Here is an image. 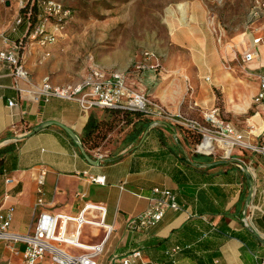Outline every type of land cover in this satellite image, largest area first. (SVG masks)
Returning a JSON list of instances; mask_svg holds the SVG:
<instances>
[{
  "label": "crops",
  "instance_id": "crops-1",
  "mask_svg": "<svg viewBox=\"0 0 264 264\" xmlns=\"http://www.w3.org/2000/svg\"><path fill=\"white\" fill-rule=\"evenodd\" d=\"M26 1L3 0L0 51L9 47L4 36L16 40L25 29L24 23L15 32L11 27ZM8 11L15 13L12 20L13 13L6 16ZM261 16L262 9L259 15L251 14L253 20ZM185 20L172 27V43L185 48L187 54L166 68L159 59L157 67L143 70L137 88L130 82L133 71H128L126 83L171 113L192 118L217 108L221 119L230 122L248 142L257 144L264 136V102L254 99L264 79V23L247 36V41L242 33L222 42L214 33V22L201 7L187 6ZM256 38L261 40L256 43ZM248 51L253 52V59L245 62L242 56ZM42 53L35 44L23 50L26 78L11 75L7 65L0 68V148L8 147L2 154L0 197L4 190L9 191L3 205L14 208L12 231L30 232L41 211L74 216L86 202H92L105 206L104 222L111 226L97 256L98 264H114L135 250L141 253L138 263L256 264L264 259V163L260 154L239 150L234 158L224 160L197 153L187 143L181 125L144 116L148 124L135 142L128 141L132 123L128 124L131 128L120 150L103 153L83 143L99 162L90 164L59 126L49 124L29 133L43 122L57 121L82 141L90 115L97 120L105 116L101 108L83 110L74 99L34 100L46 77L53 85L68 84L53 74L57 67L49 59L51 54L45 57ZM238 53L242 67L230 64ZM9 100L14 104L9 105ZM234 160H241L250 176ZM216 161L219 163L210 164ZM41 175L43 182L39 184ZM6 177L13 182L6 184ZM94 177H103V182L93 181ZM154 188L173 191L179 209L166 208L152 226H129L127 218L146 211L157 197ZM39 190L42 204L36 202ZM73 228L70 223L68 229ZM105 234L103 227L86 224L79 238L91 245L101 242ZM0 246V264H22L21 245L16 244L15 251L3 241ZM65 249L73 254L84 251ZM47 262L45 256L42 264Z\"/></svg>",
  "mask_w": 264,
  "mask_h": 264
},
{
  "label": "built area",
  "instance_id": "built-area-1",
  "mask_svg": "<svg viewBox=\"0 0 264 264\" xmlns=\"http://www.w3.org/2000/svg\"><path fill=\"white\" fill-rule=\"evenodd\" d=\"M27 5L30 8L25 18L18 15L11 27V30L15 32L25 20V29L16 40L4 36V42L9 43V47L0 51V68L7 65L11 75L22 78H26L28 75L22 57L23 50L27 46L35 44L43 50V56H50L51 46L63 36L66 24L72 16L71 9L60 0H27L21 3L20 8ZM262 7H264V3L262 6H255L251 11L252 16L259 15ZM32 10H34L33 17ZM260 40V38H256L254 42L257 43ZM242 59L245 62H250L253 59V52H245ZM158 65L159 56L151 50H145L141 54V59L133 63L132 67L135 71H143ZM51 97L74 99L83 110L117 108L139 111L143 116L155 120L175 122L182 128L200 135V141L193 148L197 153L229 160L234 158V149L237 148L260 154L262 163H264V136L257 144H251L242 134L234 130L230 122L218 116L217 108L204 112L201 120L185 116L180 112L171 113L157 100L131 88L126 83L125 71L104 70L95 66L80 80L64 85H53L46 77L34 93L33 98L36 101H48ZM254 99L256 102H264V79L261 80L259 92ZM13 104V100H9V105ZM238 161L241 162V160ZM92 180L103 182V177H94ZM12 182L11 177L5 178L6 184ZM42 182L41 175L38 183L42 184ZM153 191L157 197L153 199L146 211L127 218L129 226H152L163 217L166 208L179 209L173 191L165 188H154ZM39 193L36 202L42 204L41 190ZM8 197L9 191L4 190L0 197V241L5 242L11 251H15L16 244L23 247L22 264H42L45 256H48L46 264H98L97 256L103 251L105 240L111 231V226L104 222L105 206L86 202L74 216L60 212L41 211L30 232L18 233L11 230L13 206L3 205L4 200ZM92 212H97V215H91ZM70 223L74 224L73 230L68 229ZM86 224L103 227L106 230L104 239L97 244L82 243L79 238L80 229ZM65 247L84 251L73 254L68 252ZM140 255V251L135 250L114 264H158L156 262L138 263L137 259L140 258ZM256 264H264V259Z\"/></svg>",
  "mask_w": 264,
  "mask_h": 264
},
{
  "label": "rangeland",
  "instance_id": "rangeland-1",
  "mask_svg": "<svg viewBox=\"0 0 264 264\" xmlns=\"http://www.w3.org/2000/svg\"><path fill=\"white\" fill-rule=\"evenodd\" d=\"M60 1L71 9L72 16L63 36L52 46L49 59L57 67L53 74L64 78L67 83L79 80L92 67L98 66L104 70L125 71L126 75L128 71H133L130 82L137 88L142 81L143 71L133 70L132 64L141 59L143 51L155 52L165 68L169 62L186 55L185 48L172 43V27L186 23L185 12L183 15L180 9L182 5L185 8L201 7L208 19L214 22V33L217 37H222V42L242 33H245L247 41V36L264 23V16L256 20L251 17L253 8L262 6L264 0ZM2 3L3 0H0V6H3ZM10 15L12 17L9 20H12L15 13L8 11L6 16ZM244 50L242 48V53ZM232 63L239 67L244 65L239 53L237 59L230 62L231 65ZM187 87L194 88L188 84ZM202 115L203 113L192 118L201 120ZM125 119L127 118L123 119L121 116L111 118L102 115L104 136L94 148L103 153L120 150L124 145L123 139L131 128ZM187 143L192 149L195 147L188 139ZM238 151L235 148L234 154Z\"/></svg>",
  "mask_w": 264,
  "mask_h": 264
},
{
  "label": "trees",
  "instance_id": "trees-1",
  "mask_svg": "<svg viewBox=\"0 0 264 264\" xmlns=\"http://www.w3.org/2000/svg\"><path fill=\"white\" fill-rule=\"evenodd\" d=\"M29 5L20 8L19 15L25 18V15L29 9ZM32 17L34 16V10L31 11ZM25 24V20L23 21ZM104 111L105 116L114 118V116H121L125 119L126 123H132V130L128 134L127 138L129 142H135L138 139L140 133L145 129L148 124L146 118H144L143 114L139 111H128L117 108H101ZM104 120H97L95 117L91 116L88 119V122L84 128V137L82 138V143L86 145L88 148L96 147L98 140L104 136L102 134V124ZM108 123V120L105 122ZM110 124V122H109ZM140 124L139 126H137ZM184 136L186 139L193 143L194 145L200 141V135L190 131L189 129L182 128ZM101 136V137H100ZM7 146L0 148V174L3 173V153L7 150Z\"/></svg>",
  "mask_w": 264,
  "mask_h": 264
},
{
  "label": "water",
  "instance_id": "water-1",
  "mask_svg": "<svg viewBox=\"0 0 264 264\" xmlns=\"http://www.w3.org/2000/svg\"><path fill=\"white\" fill-rule=\"evenodd\" d=\"M6 4L8 5V2H6ZM49 124H55V125L59 126L62 130H64V132L72 139V141L78 147V149L80 150L81 154L84 156V158L87 160L88 163L93 164V165H96V164L99 163L98 160L92 158L87 153V151L85 150V148L83 146V143H82L80 137L71 128L65 126L64 124H62L60 122H57V121L43 122V123L35 126L29 133H34V132L44 128L45 126H47ZM216 163H219V161L212 162L210 164H216ZM234 163H236L248 176H250V172L248 171V168H246L242 162H240L238 160H234ZM250 192L252 193V190ZM244 218H245V213H244Z\"/></svg>",
  "mask_w": 264,
  "mask_h": 264
},
{
  "label": "bare ground",
  "instance_id": "bare-ground-1",
  "mask_svg": "<svg viewBox=\"0 0 264 264\" xmlns=\"http://www.w3.org/2000/svg\"><path fill=\"white\" fill-rule=\"evenodd\" d=\"M180 9H181V12H183V15H184V12H185V6L182 5V7H181ZM184 78H187V76H185Z\"/></svg>",
  "mask_w": 264,
  "mask_h": 264
}]
</instances>
